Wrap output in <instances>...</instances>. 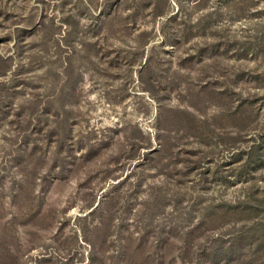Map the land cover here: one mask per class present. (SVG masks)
<instances>
[{
	"label": "rangeland",
	"instance_id": "374dc122",
	"mask_svg": "<svg viewBox=\"0 0 264 264\" xmlns=\"http://www.w3.org/2000/svg\"><path fill=\"white\" fill-rule=\"evenodd\" d=\"M246 1L0 0V264H245L246 242L224 257L264 242Z\"/></svg>",
	"mask_w": 264,
	"mask_h": 264
},
{
	"label": "trees",
	"instance_id": "16d2710c",
	"mask_svg": "<svg viewBox=\"0 0 264 264\" xmlns=\"http://www.w3.org/2000/svg\"><path fill=\"white\" fill-rule=\"evenodd\" d=\"M247 1L246 0H239V4L244 5L241 9L245 10L248 6V4H246ZM264 221H260V223H258L257 225H264L263 224ZM252 229V228H250ZM250 232H241L239 233L233 240L232 242L225 241L226 243V255L224 258H229L230 254L231 256H233V252H235L234 250H236V248L239 246V248L243 245L244 242H246V245H251L248 248V251L250 253L244 252L239 250L240 252V257H242V260H245V264H264V242L260 240L259 237H256V239L252 238L249 234ZM251 237V238H250ZM219 239L217 240H222V237H218ZM252 241V244L248 243V241ZM240 249H244L243 247Z\"/></svg>",
	"mask_w": 264,
	"mask_h": 264
}]
</instances>
